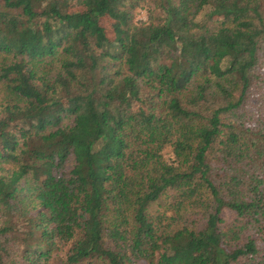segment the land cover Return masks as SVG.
Segmentation results:
<instances>
[{"label": "trees", "instance_id": "1", "mask_svg": "<svg viewBox=\"0 0 264 264\" xmlns=\"http://www.w3.org/2000/svg\"><path fill=\"white\" fill-rule=\"evenodd\" d=\"M0 87V264H264V0H0Z\"/></svg>", "mask_w": 264, "mask_h": 264}, {"label": "rangeland", "instance_id": "2", "mask_svg": "<svg viewBox=\"0 0 264 264\" xmlns=\"http://www.w3.org/2000/svg\"><path fill=\"white\" fill-rule=\"evenodd\" d=\"M145 19V12L143 10H138L134 16V21H143ZM1 87H0V97H1ZM162 154L165 156L166 159L171 158L170 149L165 147L162 151Z\"/></svg>", "mask_w": 264, "mask_h": 264}]
</instances>
